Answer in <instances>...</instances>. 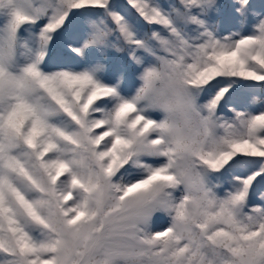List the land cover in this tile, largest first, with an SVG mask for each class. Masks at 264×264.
I'll return each mask as SVG.
<instances>
[{
	"label": "snow or ice",
	"instance_id": "obj_1",
	"mask_svg": "<svg viewBox=\"0 0 264 264\" xmlns=\"http://www.w3.org/2000/svg\"><path fill=\"white\" fill-rule=\"evenodd\" d=\"M0 264H264V0H0Z\"/></svg>",
	"mask_w": 264,
	"mask_h": 264
},
{
	"label": "rangeland",
	"instance_id": "obj_2",
	"mask_svg": "<svg viewBox=\"0 0 264 264\" xmlns=\"http://www.w3.org/2000/svg\"><path fill=\"white\" fill-rule=\"evenodd\" d=\"M222 3H229L230 0H221Z\"/></svg>",
	"mask_w": 264,
	"mask_h": 264
}]
</instances>
